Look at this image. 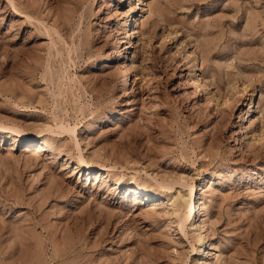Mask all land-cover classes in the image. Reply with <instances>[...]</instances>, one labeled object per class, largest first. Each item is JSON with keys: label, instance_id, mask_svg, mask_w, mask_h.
Listing matches in <instances>:
<instances>
[{"label": "rangeland", "instance_id": "obj_1", "mask_svg": "<svg viewBox=\"0 0 264 264\" xmlns=\"http://www.w3.org/2000/svg\"><path fill=\"white\" fill-rule=\"evenodd\" d=\"M0 264H264V0H0Z\"/></svg>", "mask_w": 264, "mask_h": 264}, {"label": "bare ground", "instance_id": "obj_2", "mask_svg": "<svg viewBox=\"0 0 264 264\" xmlns=\"http://www.w3.org/2000/svg\"><path fill=\"white\" fill-rule=\"evenodd\" d=\"M128 33H129V31L126 32V34H128ZM8 130H11V129H8ZM85 166L87 168H90V166L88 164H86V163H85ZM188 189H189V191H188L189 195H188V200H187L188 202L186 203V210L187 211H186V214L183 215L184 216L183 218L185 219L184 221H193L194 222L195 219H196V214H197V211L195 209H196V207H198V206H196V204L199 205V201L198 200H200V194H199V198H197L198 190L193 185L188 187ZM198 234H201V233H198ZM203 237H205V236H203ZM203 237L202 236L199 237V242L201 244H202V241H205V240L202 239ZM202 245H201V247H202Z\"/></svg>", "mask_w": 264, "mask_h": 264}]
</instances>
